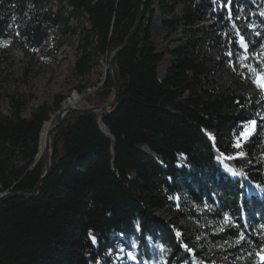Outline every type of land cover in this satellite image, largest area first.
<instances>
[{
	"label": "trees",
	"instance_id": "1",
	"mask_svg": "<svg viewBox=\"0 0 264 264\" xmlns=\"http://www.w3.org/2000/svg\"><path fill=\"white\" fill-rule=\"evenodd\" d=\"M222 1H236L242 17H229L219 0H146L142 20L114 62L119 103L103 107L115 96L109 71L91 93L83 92L81 107L100 109L70 111L52 132L53 165L31 198L14 193L32 194L41 180L47 166L45 152L39 157L42 131L66 96L56 94L30 116L24 115L29 98L8 97L11 114L0 111V194L9 193L0 202V264L107 263V250L118 242L138 243L140 264H154L152 252L159 246L165 249L162 264H194L183 227L156 213L178 211L186 217L179 206L188 201L226 223L205 234L217 243H235L224 249L226 256L235 251L261 264L264 161L251 153L225 159L221 153L231 150L220 137L231 141L255 120L258 132L247 143L254 146L264 133V99L215 85L207 78L210 59L197 55L193 40L160 51L152 32L157 8L169 34L180 24L194 29L204 14L215 21L213 42L224 59L249 73L245 64L264 70V58L245 53L238 35L245 17L259 28L256 42L264 44V0L260 5ZM143 5L144 0H0V55L8 54L5 43L15 41L37 52L69 16H81L87 25L77 71L88 73L93 58L110 59L125 43ZM179 7L182 15L176 13ZM162 61L169 63L164 78ZM220 158L239 176L228 174Z\"/></svg>",
	"mask_w": 264,
	"mask_h": 264
},
{
	"label": "rangeland",
	"instance_id": "2",
	"mask_svg": "<svg viewBox=\"0 0 264 264\" xmlns=\"http://www.w3.org/2000/svg\"><path fill=\"white\" fill-rule=\"evenodd\" d=\"M253 2L256 5L261 4L260 0H253ZM219 6L221 9L224 6L228 8L229 17H242L236 1L224 5V2L219 0ZM176 13L182 15L183 7L177 8ZM68 18V23H61L60 27L48 36L45 45L37 52L29 51L20 41H15L8 46V54L3 51L0 55V111L4 114H11L8 98L11 94H21L29 98L24 115L30 116L31 112L40 104L44 102L52 103L54 96L58 93L66 96L64 106L68 105L69 99L74 98V96L77 98L72 103L79 104L83 92L91 93L106 78L109 62L107 54L93 58L95 60L92 62L90 72L82 74L77 71V60L82 55L81 46L85 42L83 28L87 23L86 19L81 16L71 15ZM164 18L163 13L157 8V14L153 19L152 32L160 51H167L179 45L180 42L191 39L195 42L194 50L197 55L200 58L210 59L211 69L207 78L215 85L230 86L239 91H248L259 100L264 99V91H261L253 82L256 76L253 73L246 72L239 65V62L223 58L220 47L216 42H213L217 33L214 30L215 21L213 19H207L204 14H201L200 20L194 29H187L184 24H180L176 30L169 34L168 29L162 24ZM240 25V34L245 37L249 44L248 53L251 56L258 57L254 53L261 52V46L264 45L255 40L259 28L245 17ZM210 37H213V40ZM0 50L2 51L3 48L0 47ZM168 66V61H162L158 67L161 78L166 76ZM27 71L28 75L25 74ZM23 77L26 78V81L23 80ZM261 115L264 117V111ZM47 122L52 124V121L48 120ZM249 131V123L247 122L243 131L233 137L231 141H228L225 136L220 137L222 142L227 141L226 144L231 150V153L224 155L236 156L237 153L242 151L245 153L244 156L251 153L252 158L256 161H264V133L259 134L254 146L249 147L247 143L258 132V125L256 124L252 135L245 138L244 134ZM208 133L214 138V141L219 139L215 129L208 130ZM237 141L241 143L242 148L235 147ZM45 149H41V151H45ZM219 160L224 164L228 174L235 177L239 176L223 162L222 158ZM228 169L232 171H228ZM179 207L182 211L188 213L186 217H182L178 211L158 210L156 213L165 219L178 222L179 227H183L185 236L189 239L187 242L190 245L191 253L195 257L194 264H254L253 259L246 258V255H242V253L231 251L227 256L224 254V249L233 246L234 242H222L220 240L217 243L206 238L205 234L208 230L216 233L224 229L226 225L223 220L211 219L205 211L206 207L201 208L191 201ZM163 248V246H159L152 252L151 260L154 264L163 263V253H165ZM139 249L140 245L138 243L131 246L118 242L107 250V255L111 257L110 262L98 261V263L91 264H140L137 259ZM132 257H135V259Z\"/></svg>",
	"mask_w": 264,
	"mask_h": 264
},
{
	"label": "water",
	"instance_id": "3",
	"mask_svg": "<svg viewBox=\"0 0 264 264\" xmlns=\"http://www.w3.org/2000/svg\"><path fill=\"white\" fill-rule=\"evenodd\" d=\"M146 6H147V3H146V0H144V5L142 7V10L139 14V16L137 17L136 19V24L134 26V28L132 29V31L130 32V34L128 35V37L126 38L125 40V43H123V45L118 49V51L116 53H114L112 55V57L109 59V62H108V71L111 75V78H112V81H113V85H114V90H115V96H114V99L111 103L107 104V105H104V109H108V108H111V107H114L115 105H117L120 101V92H119V88H118V84L116 82V79H115V76H114V62L115 60L117 59L116 57H118L120 55V53L122 52V50L127 46V44L129 43L132 35H133V32H135L137 26L139 25V22L142 20L143 18V14H144V10L146 9ZM102 107V108H103ZM100 109L99 107H89V108H84V107H81V105L79 104H73V105H70V106H64L58 110L55 115L52 116L51 120H55V123L54 125L49 129V131L47 132V140H46V150H45V157H46V160H47V166H46V169L44 171V174L42 175L41 177V180L39 181L38 185L36 186L34 192L32 194H28V193H22V192H17V193H14L15 195H19L21 197H25V198H31L35 195V193H37L39 191V189L41 188V185H42V182L44 181V179L49 175L50 171H51V167L53 165V147L51 144V140H52V132H54L55 130H57L59 128V126L61 125L64 117L66 116V114L70 111H94V110H98ZM43 154V152H41V149H40V155L39 157H41ZM9 193L5 192V193H2L0 194V202L2 201V199Z\"/></svg>",
	"mask_w": 264,
	"mask_h": 264
},
{
	"label": "snow or ice",
	"instance_id": "4",
	"mask_svg": "<svg viewBox=\"0 0 264 264\" xmlns=\"http://www.w3.org/2000/svg\"><path fill=\"white\" fill-rule=\"evenodd\" d=\"M229 3H230V0H229ZM262 15H264V13H262ZM238 35H239L240 47L244 49L245 53H247L248 49H249L248 41L245 39V37L242 34H238ZM3 46H9V45L7 43H5ZM261 48H262V51L254 53V55L261 57V58H264V45H262ZM242 58L246 60V59H249V56L244 55ZM258 63H259V61H258ZM244 67L249 68V70L256 76V79L253 82L257 85V87L261 91H264V70L251 67L250 65H247V64H245ZM248 123H249L250 131L244 134L245 138H248L249 136H251L252 133L255 131L257 121L251 120ZM235 147L236 148H242V145L239 141H237V143L235 144ZM221 155L223 156L224 154L221 153ZM244 155H245V153L241 151V152L237 153L236 156H225L224 158L225 159H236L237 157H242ZM228 171H232V170L228 169ZM233 174H235V173H233ZM230 219H231L230 217L226 218V222L230 221ZM177 235H180V233L178 232ZM240 239L241 240L244 239L243 235H241ZM185 247L187 248V245H185ZM259 255H260L261 264H264V250H262L261 253H259ZM132 258L135 259V257H132Z\"/></svg>",
	"mask_w": 264,
	"mask_h": 264
},
{
	"label": "bare ground",
	"instance_id": "5",
	"mask_svg": "<svg viewBox=\"0 0 264 264\" xmlns=\"http://www.w3.org/2000/svg\"><path fill=\"white\" fill-rule=\"evenodd\" d=\"M77 97H75L74 96V98H70L69 99V103H68V105H66V106H70V105H73V103H74V100L76 99ZM73 102V103H72ZM50 121V120H49ZM52 126H51V122H46L45 123V125H44V128H43V131H42V136H41V148L40 149H42V150H44L45 149V147H46V140H47V132L49 131V129L51 128ZM105 128V127H104ZM46 150V149H45ZM41 152H45V151H41Z\"/></svg>",
	"mask_w": 264,
	"mask_h": 264
}]
</instances>
